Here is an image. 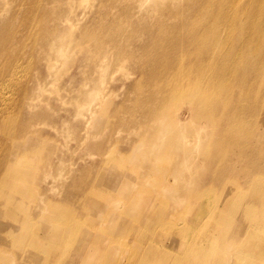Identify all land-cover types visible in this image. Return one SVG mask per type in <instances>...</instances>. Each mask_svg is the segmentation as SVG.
Segmentation results:
<instances>
[{"label": "rangeland", "instance_id": "1", "mask_svg": "<svg viewBox=\"0 0 264 264\" xmlns=\"http://www.w3.org/2000/svg\"><path fill=\"white\" fill-rule=\"evenodd\" d=\"M32 1L0 0V27L5 24L4 27L12 31L11 37L16 41L6 50H0L4 52L0 53V65L16 64L12 76L0 79V158L4 155V147L7 149L11 143L24 145L26 149L22 156L6 151L8 160L4 168L0 167V195L12 206L11 211L17 213L23 224L28 217L38 218L42 211L47 216H58L61 223L65 222L64 229L67 225L71 230L69 237L72 239L76 234L78 239H73L77 242L76 245L73 243L76 249L61 254L64 264H85L82 261L84 253L75 252L83 243L89 245L94 240L98 243L97 253L88 261L89 264H139L143 248L158 237L165 243L182 239L179 242L181 249H170L168 255L171 260L178 256L183 264H187L190 258L195 264H212L211 255L220 253L219 247L229 243L224 222L222 218L219 221L215 214L222 207L221 191L216 188L206 190L213 189L202 199L195 226L189 221L187 213L179 224L176 218L170 221L168 216L175 209L181 211L185 206L186 202L180 205L173 199L175 191L172 186H183L185 181L190 180L193 172L186 169V165L197 164V178L213 172L214 169L206 166L208 157L205 152L209 142L215 138L214 124L203 117L191 115L187 100L182 103L171 100L154 114V121L148 119L145 107L153 108L160 95L157 86L148 83L144 77L140 78L136 71L139 63L136 64L133 59L139 56L140 51L126 45V51L132 52V57L126 56L125 52L120 59L111 62L108 57L102 60L100 56V52H108V43L117 34L120 40L127 36L143 38L141 29L146 21L139 24V29L130 25L132 21L148 17L149 2L50 0L58 1V7L64 10V18L67 16L76 24L70 27L69 22L61 23L57 18L52 21L54 14L46 18L33 13L28 19H23L17 11H23ZM40 2L51 10V3ZM109 22L112 23L107 24ZM53 23L57 25L58 36H66L50 48L46 40L53 36L49 31ZM82 27L98 35L103 43L100 48L93 41L76 45ZM3 33L1 28L0 43ZM96 53L98 56H95ZM103 95L109 112H103L98 121L100 126L93 128L96 118H89L88 123L85 120L91 116V110L98 107ZM158 117L163 118V123L167 125H174L177 119L181 122L186 138L175 140L176 144L182 143L179 151L168 147V139L173 137L172 130L164 129V137H159L164 124H160ZM197 127L203 130L199 132L202 136L200 142L195 137ZM143 135L144 144L148 145L133 156L135 145ZM183 139L190 142L184 145ZM194 145L197 147L192 149L193 156L185 159L184 152L188 153ZM31 146L37 147L33 148L35 151L28 149ZM109 158L120 166L109 170L110 173H118L122 179L114 186H97V170L93 167L99 166L100 160ZM134 164L139 166L134 168ZM12 165L20 167V171L8 173L7 168ZM87 167L92 168L89 172L83 171ZM87 177L96 188L85 198L86 193L78 195V191ZM86 185L90 186L91 182ZM135 189L146 193H152L154 189L158 191L152 193L156 197L153 207V222L156 223L129 220L120 226L109 220L105 213L111 210L125 217L123 207L134 195ZM64 198L68 199L62 202ZM54 203L62 204L63 211L54 209ZM244 208L249 212L250 224L257 226L259 234L256 237L264 236V229L260 228L264 225V214L254 207ZM233 223L235 225V221ZM118 227V232H113ZM176 230L185 232L183 238L175 234ZM205 233H211L212 238L203 249H199L198 241ZM40 235L41 232L27 228L22 230V235H6L8 242H0V256H6L8 261L4 264L30 263L24 259L28 257L24 251L38 246ZM242 249L249 252L244 247ZM246 252L238 247V243H231L230 253ZM249 253L260 252L252 249ZM258 258L264 264V256L259 255ZM158 261L155 259L154 264Z\"/></svg>", "mask_w": 264, "mask_h": 264}, {"label": "bare ground", "instance_id": "2", "mask_svg": "<svg viewBox=\"0 0 264 264\" xmlns=\"http://www.w3.org/2000/svg\"><path fill=\"white\" fill-rule=\"evenodd\" d=\"M40 1L34 0L28 3L26 8L23 11H17V14L23 19H28L33 13L46 18L54 14L52 21L57 18L61 23L69 22L70 27H75L76 24L67 16L64 18V10L58 7V1L44 0L50 1L51 10ZM145 1L149 2L148 17L132 21L130 25L139 29V24L146 21V25L141 29L143 38L127 36L120 40L117 34L108 43L110 44L108 52H100L101 59L107 60L108 57L111 62L117 61L125 52L126 56L132 57V52L126 51V45L134 46L137 51H140L139 56L133 59L136 64L139 63L136 65V71L140 78L144 77L148 83L156 85L160 95L159 102H155L153 108L145 107V117L154 121L156 119L154 114L167 106L171 100L178 103L187 100L192 110L191 115L210 120L216 128L213 132L215 138L209 142L205 152L208 157L206 166L214 169L213 172L197 178V174L195 175L199 172L197 164L191 163L185 166L193 172L190 180L185 181L183 186L179 184L178 187L172 186V189L175 191L173 199L180 205L186 203L181 211L175 209L169 213V220L176 218L175 221L179 224L187 213L189 221L195 226L202 199L206 197L209 190L213 189L206 190L219 189L222 207L217 209L215 214L219 221L222 218L224 222L223 228L229 243L219 247L220 253L211 255L212 264H263L258 256H264V236L256 237L259 234L256 231L257 226L250 224V215L244 206L254 207L260 211V214H264V0ZM4 25L0 27L4 30L0 50H6L12 42L16 43L11 37L12 31L7 30ZM83 28L85 27L80 28L78 34L82 41L77 39L76 45L93 41V44L100 48V44L103 43L98 35L93 31L87 32ZM49 31L53 35L46 40L50 48L66 36L61 34L58 36L55 23ZM95 56H98V53ZM140 61L143 63L141 64ZM15 67V62L8 64L7 67L0 65V79L12 76ZM130 87L131 85L128 88ZM105 99L103 95L99 99L98 107L91 110V116L85 120V123H88L89 118L93 120L96 118L93 128L100 126L98 121L103 117L102 113L109 112L106 109ZM158 119L161 125L164 124L159 137L161 139L164 137V129L172 130L173 137L168 139V147L170 150L173 147L179 151L182 143L176 144L175 140L180 137L186 138L182 132L181 122L177 119L174 125H167L163 123V118L158 117ZM201 130L202 127L195 129V137L199 142L202 140L201 133L199 135ZM187 142H190L189 139H183V144ZM144 143L146 142L143 135L135 145L133 156L140 148L148 145ZM31 147L28 149L32 151H35L33 148H37ZM196 147L197 145L191 146L188 153L184 152L185 159L193 156L192 149ZM4 150V155L0 158V167L3 168L8 160L6 151L14 156H22L26 152L24 145L18 143H11L7 149L4 147ZM131 159L129 161L132 162ZM136 166L139 165L134 164V168ZM114 167L120 168L119 163L112 158L100 160L99 166L94 165L93 169L97 170V186L103 184L114 186L121 181L120 174L110 173L109 170L115 169ZM91 168H84L83 171L89 172ZM20 169L14 165L10 169L7 168L8 173L20 171ZM90 182V186H85ZM96 185H93L90 177H87L78 195L86 193V198L93 192ZM153 192L158 193L156 189ZM152 193L135 189L134 195L123 207L124 218L114 210L105 214L110 217L109 220L120 226L129 220L154 224L156 221L153 222V207L156 197L152 196ZM3 197L0 195V242H8L6 235L9 234L22 235L24 228L41 232L38 246L28 247L24 251L28 256L24 259L30 262L26 264H64L65 260L62 261L60 256L62 253L76 249L74 245L77 242H73V239H78L76 234L71 239L69 237L71 230L66 227L67 225L64 229L65 222L61 223L58 216H47L43 211L39 213L38 218L28 217L23 224L17 213L11 211L12 206L6 203ZM67 199L64 198L62 202ZM13 202L14 200L11 201ZM8 207L10 209H7ZM53 208L63 211L62 204L59 203H54ZM119 227L113 229V232L117 233ZM260 228L264 229V225ZM175 234L183 238L185 232L176 230ZM211 238V233H205L199 239L197 247L203 249ZM181 240L180 238L173 242L168 240L169 243L166 242V244L160 237L155 238L151 245L143 248L142 261L139 264H154L155 259L159 260L157 264H183L182 258L175 256L171 260L168 255L171 253V248L181 249L182 245L179 243ZM232 242L238 243V247L243 252L246 251L242 247L249 252L255 249L260 253H230ZM97 246V240L89 245L83 243L75 253H84L82 261L89 264L88 261L95 258ZM58 254L59 257H57ZM11 261H13L12 258ZM7 262V257L1 255L0 264ZM186 263L195 264L191 258Z\"/></svg>", "mask_w": 264, "mask_h": 264}]
</instances>
